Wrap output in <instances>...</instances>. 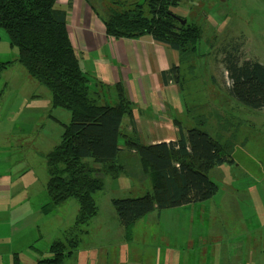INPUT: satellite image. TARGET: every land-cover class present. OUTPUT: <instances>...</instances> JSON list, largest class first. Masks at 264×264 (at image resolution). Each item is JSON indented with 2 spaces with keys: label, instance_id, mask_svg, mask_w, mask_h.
<instances>
[{
  "label": "trees",
  "instance_id": "1",
  "mask_svg": "<svg viewBox=\"0 0 264 264\" xmlns=\"http://www.w3.org/2000/svg\"><path fill=\"white\" fill-rule=\"evenodd\" d=\"M183 0H145L122 9H109L100 17L105 34L112 39L136 40L149 36L179 54V66L162 72L164 84L181 87V67L193 61L201 38L199 28L181 25L172 8ZM57 0H0V30L8 37L9 46L17 52L15 60L37 84L50 92V106L69 113L60 141L45 155L48 180L44 213L53 211L74 199L79 212L74 228L96 215L92 194L101 189L100 177L117 178L124 167L117 163L122 152L135 154L140 172L150 183V192L138 198L112 200V207L125 231L153 211L201 204L211 199L217 186L208 172L232 163L235 144L223 134L209 135L202 127L187 131L175 142L142 145L133 129L131 108L121 86H116L117 101L105 103L96 90L101 82L90 78L79 66L77 53L66 30V14L57 9ZM97 14V13H96ZM99 15V14H98ZM220 63L230 85L232 100L253 110L264 109V66L249 60L240 61L238 53L222 49ZM13 62L0 63V74ZM128 118L131 131L121 130L122 119ZM199 118L198 126L201 125ZM218 122L226 132L228 121ZM119 145L122 148H119ZM87 160H90L89 162ZM76 241L71 239L70 249ZM51 258L36 264H62L71 255L62 242H54Z\"/></svg>",
  "mask_w": 264,
  "mask_h": 264
},
{
  "label": "crops",
  "instance_id": "2",
  "mask_svg": "<svg viewBox=\"0 0 264 264\" xmlns=\"http://www.w3.org/2000/svg\"><path fill=\"white\" fill-rule=\"evenodd\" d=\"M91 2L57 0L56 5L57 9L66 14L68 38L77 53L80 68L90 78L101 82L96 89L99 95L105 98L108 95L116 103V86H121L131 108L134 132L142 145L175 142L180 137L185 138L191 128L203 129L213 124L215 130H212V134H222L218 125L219 121L223 123L222 119L229 120L225 126L227 131L233 128L232 132H235V126L239 125L238 116L233 115L231 118L223 114V110L230 111V103L234 104V100L224 98L225 95L221 94L217 103L207 101L200 104H211L218 113L211 116L212 122L202 116L200 119L203 126H198L199 120L193 119L195 106L182 97V88L174 82L164 84L161 78L162 72L179 66L178 52L149 36L136 40L108 37L100 18L105 16H101ZM225 103L229 106L224 107ZM122 124L124 132L130 133L128 118H123ZM238 145L235 143V146ZM119 148L122 146L119 145ZM234 150L235 147L232 152ZM238 163L240 161L232 157L231 164L214 167L208 172L209 179L211 175L216 178L210 181L217 186L215 195L208 201L153 211L146 215H155L157 223V218L174 217L175 223L180 224L181 221H177L181 220L178 215L190 213V228L194 213L201 227L203 223L214 226L213 223L219 221L225 235L220 233V229H212L211 234L207 235L201 232L194 235V229L157 224L156 235L164 245L159 244L158 247L156 244L153 260L147 257L140 245L139 260L135 264H264V169L248 176L240 173L242 169L235 166ZM9 170V175H2L4 172L0 174V264H36L51 258L50 246L55 241L59 242L61 232L68 230L74 219L71 217L66 222L57 209L44 213L42 207L47 203V198L41 194L42 198L38 199L39 193L34 190L33 182L23 177L17 178L18 171L13 173L12 169ZM24 175L27 172L21 176ZM246 177L245 184L241 179ZM221 182L223 185H220ZM221 188L224 190L218 194ZM243 193L246 196L242 197ZM206 211H212L213 214L208 215ZM230 219L232 223L237 220L238 225L226 226ZM141 231L147 233L146 228ZM84 261L79 258L76 264H83ZM108 262L88 261V264ZM128 263L120 259L117 264Z\"/></svg>",
  "mask_w": 264,
  "mask_h": 264
},
{
  "label": "rangeland",
  "instance_id": "3",
  "mask_svg": "<svg viewBox=\"0 0 264 264\" xmlns=\"http://www.w3.org/2000/svg\"><path fill=\"white\" fill-rule=\"evenodd\" d=\"M90 1L101 16L108 14L106 8L108 11L110 8L119 10L131 4L145 2V0ZM171 10L174 15L185 19L188 24L196 26L201 32L190 68L187 63L182 66L180 84L182 97L195 106L193 119L199 120L204 116V119L212 122L211 116L218 113L216 108L211 104L204 106L200 104L207 101L217 103L221 94L225 95L224 98H230L225 94L230 82L220 63L223 58L222 49L236 51L240 61H254L264 66V0H183ZM16 58V50L10 48L7 35L0 30V63L13 62L0 74V174L4 172L2 175H9V169H12L13 173L18 171L17 178L23 177L33 182L34 190L39 193L38 199L42 198L41 194L47 198L45 186L48 176L44 157L58 145L63 125L69 122V113L64 109L51 108L50 92L31 80L25 70L15 62ZM105 103L115 104L108 95ZM227 106L229 104L225 103L224 107ZM229 110V112L223 110V114L231 118L233 115L238 116L239 125L235 126L234 133L232 128L222 134L225 139L240 144L239 147L235 146L232 152L234 160L240 161L235 166L242 169L240 173L248 176L259 170L262 171L264 169V109L253 110L235 101L234 104L230 103ZM203 129L215 135L212 134V130H215L214 124ZM121 130L124 131L123 124ZM117 163L124 167V173L115 179L108 176L100 177L101 189L92 194L96 207L94 217L72 229L76 220L74 216L79 212L77 202L69 199L54 209L62 213L66 222L71 217L74 219L68 230L60 234L59 241L64 243L72 255L69 258L66 256L62 264L73 262L76 264L79 258L85 260L83 264L99 260L103 262L109 260V264H117L120 259L127 260L128 264H135L139 260L140 245L143 246V252L147 257L153 260L156 244L158 247L159 244L164 245L156 235L157 224L164 227L189 228L190 213H180L178 216L181 220H177L178 223L181 221L180 224L175 223L174 217L157 218V223L156 216L151 215L143 217L129 231H125L112 207V200L141 197L150 192V183L148 178L141 174L135 154L124 151L118 155ZM26 172L27 175L21 176ZM13 177L14 175L11 176ZM212 178L216 179L211 175L210 180ZM245 179L247 177L241 181L246 184ZM220 185H223L222 182ZM223 190L221 188L218 194H222ZM255 190L258 192V188ZM241 196L244 197L246 194L243 193ZM206 212L208 215L213 214L212 211ZM218 222L215 221L214 226L203 223L201 227V223L195 220L193 213L192 225L189 229H194V235L200 232L207 235L211 234L212 229L216 231L222 227ZM233 222L230 219L226 226L238 225L237 220ZM142 224L144 225L141 226ZM144 228L147 233L141 231ZM220 233L225 235L223 228L220 229ZM71 239L77 242V246L73 249L69 247ZM77 251L78 257L75 258Z\"/></svg>",
  "mask_w": 264,
  "mask_h": 264
},
{
  "label": "water",
  "instance_id": "4",
  "mask_svg": "<svg viewBox=\"0 0 264 264\" xmlns=\"http://www.w3.org/2000/svg\"><path fill=\"white\" fill-rule=\"evenodd\" d=\"M172 17H173V19H174L176 22L180 23L182 26L185 25V23H186V20H185V19H182V18H180V17H177L176 15H172Z\"/></svg>",
  "mask_w": 264,
  "mask_h": 264
}]
</instances>
